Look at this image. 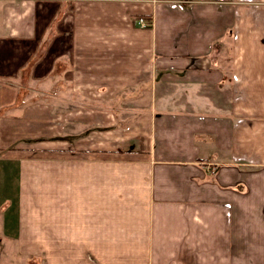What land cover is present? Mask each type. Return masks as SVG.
<instances>
[{
	"label": "crops",
	"instance_id": "obj_1",
	"mask_svg": "<svg viewBox=\"0 0 264 264\" xmlns=\"http://www.w3.org/2000/svg\"><path fill=\"white\" fill-rule=\"evenodd\" d=\"M2 99L22 264H264V0H0Z\"/></svg>",
	"mask_w": 264,
	"mask_h": 264
},
{
	"label": "rangeland",
	"instance_id": "obj_2",
	"mask_svg": "<svg viewBox=\"0 0 264 264\" xmlns=\"http://www.w3.org/2000/svg\"><path fill=\"white\" fill-rule=\"evenodd\" d=\"M25 98L27 99V97ZM3 99L0 101V104L3 103ZM40 99L42 98L35 96L30 97L29 101L36 103L40 101ZM7 111V108H0V115H3ZM9 173L10 174L8 176L9 178L7 185L4 183V185L1 186L0 184V264H22L26 261L25 257H22L18 253L16 241L9 239L11 237L15 238V228L13 230V227L9 226V220H11L10 217L12 215H14L13 218H15V212L17 210L11 203V200H14V195L16 192V184L14 183L15 178L11 176V174L14 175V172ZM6 207H9L8 211H11L12 213L9 216L7 215L8 218L4 223V218L6 215L3 214V211ZM6 235L8 236V238L6 237Z\"/></svg>",
	"mask_w": 264,
	"mask_h": 264
},
{
	"label": "built area",
	"instance_id": "obj_3",
	"mask_svg": "<svg viewBox=\"0 0 264 264\" xmlns=\"http://www.w3.org/2000/svg\"><path fill=\"white\" fill-rule=\"evenodd\" d=\"M139 23H140V25H141V26H144V24L142 23V21H141V20H140V22H139Z\"/></svg>",
	"mask_w": 264,
	"mask_h": 264
}]
</instances>
